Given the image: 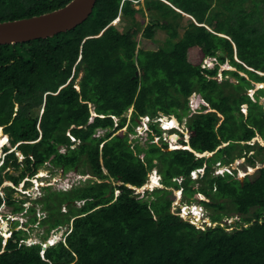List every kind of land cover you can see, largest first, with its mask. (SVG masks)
I'll return each instance as SVG.
<instances>
[{
  "label": "trees",
  "instance_id": "1",
  "mask_svg": "<svg viewBox=\"0 0 264 264\" xmlns=\"http://www.w3.org/2000/svg\"><path fill=\"white\" fill-rule=\"evenodd\" d=\"M69 1L0 0V22ZM135 1L140 0H98L89 18L70 31L0 45V127L23 154L19 158L5 147L1 169L20 171L7 174L15 187L47 162L65 173L92 176L67 191L46 186V193L32 201L47 212L39 223L48 233L68 226L64 240L43 252V243H25V229L13 231L5 245L0 234V264H264V165L243 180L234 167L242 158L246 168L264 160V145L252 143L255 137L264 142V87L248 93L264 82V29L252 25L260 18H242L249 0H145L153 16L143 27L145 12L133 6ZM183 12L193 18L180 32ZM119 15L121 24H112ZM155 26L168 31L172 50L154 43ZM207 57H216L213 68L202 67ZM227 60L235 69L222 70L220 80ZM193 92L214 110L191 115L186 134L173 128V144L137 141L131 146L128 132L136 133L140 116L155 118L161 111L182 120ZM130 107L131 124L124 134ZM151 128L161 139L158 123ZM206 151L212 154L199 155ZM219 165L231 171L214 174ZM155 167L166 186L139 197L135 191ZM201 168L202 175L193 179L191 172ZM158 179L153 174L151 181ZM15 187L7 186L0 205L5 199L14 213H23L27 201L14 198ZM174 189H182V203L203 194L200 202L209 210L211 225L201 228L173 213ZM77 201L84 203L77 206ZM28 211L29 222L36 224V206ZM236 216L246 225L236 221L227 230L221 224Z\"/></svg>",
  "mask_w": 264,
  "mask_h": 264
},
{
  "label": "rangeland",
  "instance_id": "2",
  "mask_svg": "<svg viewBox=\"0 0 264 264\" xmlns=\"http://www.w3.org/2000/svg\"><path fill=\"white\" fill-rule=\"evenodd\" d=\"M228 1V0H227ZM264 0H256L254 2V6H253V1L249 0L246 3L245 8L248 9L247 12H245V14H243L242 18H260V21L258 22H252V25H255L259 31L262 30V28L264 29ZM263 2V3H262ZM262 3V6H261ZM133 6L136 9H143L144 10V16H145V24L142 25L143 27H145L149 21L152 22V16H151V11L152 9L150 7H148L145 3V0H140L139 2L135 1L133 3ZM263 8V9H262ZM141 12L138 14V17L141 16ZM223 17H227L228 15H222ZM227 18H230V16H228ZM190 21V18H186L183 16V18H181V24L179 26V30L180 32H183L185 30V28L188 26ZM112 24L114 25H120V15L112 21ZM142 36V33L139 34V38ZM153 41L155 44L159 45L160 47L164 48L167 51H170L173 49L174 47V42L173 40L170 38V35L168 33V31L163 27V26H155L154 28V38ZM140 46V44L138 45V47ZM205 60V59H204ZM203 60V62H204ZM217 63V61L215 62V64ZM215 64L212 67H209L208 65H205L202 67H208V68H213L215 66ZM224 69H235V67H232V65L230 64V61H226L224 64H222L220 66L219 69V74H218V78L221 80L222 76H221V71ZM83 75V72H81L78 76L77 82L80 81L81 77ZM231 79H234L233 76L229 75L228 76ZM78 89L79 88V84L76 85ZM260 86H263L255 83V88L257 89ZM172 91H174L172 89ZM248 93L252 96L254 94L253 90H249ZM198 99H202L204 103H207L205 101V99H203L202 95H199L198 93H194L189 97V100L191 102L190 105H194L195 102L198 101ZM261 102L264 103V97L261 98ZM19 104H16V109L18 108ZM91 109H92V114L96 115L94 112V105L90 104ZM208 107V111L211 110L210 106ZM133 107H130L124 114L128 117L127 118V122L126 125L124 126L122 130V132L127 133L128 132V125L131 124V116L133 113ZM42 109L40 108V113H41ZM179 112H181V108H179L178 110ZM194 110H191V108L188 110V115L184 116L182 120H180L176 114H167L164 112L159 111L158 115L155 116L154 119H151L147 117L146 114H144V116H140L138 118V125L135 126L134 125V130L136 131V133H129L128 132V142L131 144V146H134L135 143L137 141H140L141 144H143L144 146H147V141L149 142H156L157 144L161 145L162 141H168V143L173 144L174 139L172 138L173 135L171 134V131L173 129H167L163 127V123L164 121H161L160 119H168L170 118L169 115H174L177 117L178 120V124L180 123V126H178L179 129L182 133L186 134L187 133V119L193 115ZM172 117V116H171ZM120 119H116V125L119 123ZM176 120L171 121L172 124H176L175 122ZM153 122L158 123V126L162 129V138L160 139V137H158V135H156V132H153V129L151 128V124ZM165 126V125H164ZM121 130L117 131L116 134H119L121 132ZM150 132H152L153 135V141L149 140L150 137ZM99 134H102V131L99 130L98 131ZM8 137L5 136L3 137V143H7L8 141ZM261 139L259 138V141ZM256 141H252V143H255ZM262 144V143H261ZM8 147L10 146V144L7 145ZM172 147V146H170ZM10 148V147H9ZM16 148V146L11 147V150H14ZM61 150H64V147L61 146ZM254 151L252 150L249 155L251 153H253ZM6 152L0 147V165L3 164V160L6 157ZM17 156L19 158H23V155L21 154V152L17 153ZM209 156V155H207ZM141 157H143V154H141ZM246 160L244 158L236 160L234 162V167L237 168V174H236V178H239L240 180H243L246 176L247 173H254L255 170L264 165V160L258 161L254 167L253 170H250L249 167L247 166L246 168ZM155 170L153 171V174H155L159 179L158 182L155 181H151V184H149V186H144L142 188H139L138 190L135 191V193L140 192L139 197H147V188L152 190L154 188V186H159L161 183H163V176L159 173L158 169L155 167ZM156 171V173H155ZM224 171H231V167L228 166H224L221 165L219 167H217L216 169H214V174H218V173H223ZM19 170H15L12 166L6 167L4 170L1 169L0 167V197H5L6 198V193H7V186H15V184L7 177V174H12L17 176V174L19 173ZM204 172V168L201 169H197L196 172H193L191 174V176L196 179V177H198L199 175H202V173ZM4 176V179L1 180V177ZM92 176L90 174H80L78 171L76 170H72L69 171L67 173H65L63 170L61 169H57L54 166H52L49 162H47L44 166H42L38 172L34 175V177L32 178H24L20 184L15 187L16 191L13 193L14 198L19 201V200H26L27 202H25L23 205H25V207L27 208L23 213H14L13 212V205H9L6 203L5 199L3 200L2 204L0 205V234H4L5 235H9L12 233V231L14 229H18V228H23L27 231L28 237L27 240L25 241L26 244H34V243H43V245L45 247H48L46 245H48V241L50 244H56L58 243L60 240H64V238L66 237L67 233L69 232V228L67 225L65 226H61V227H57L55 229H51L50 232L48 233L46 228L47 225H44L42 223V220L47 216V212L43 210V207L41 204H36V203H32L33 200L40 198L41 196H43L46 193V190L44 187L46 186H51L52 190H56V191H67L73 188V186L76 185H82L84 183H86L88 181V179H90ZM30 180V184L26 183L27 180ZM153 179V175L151 176V180ZM23 182H25V186L23 187ZM161 187H165V184H161ZM174 187H168V189H173ZM67 189V190H66ZM174 193H175V200L174 203L172 205V212L175 214H180L181 208L183 205H181L180 202H182V196L184 195V193L182 192V189H174ZM118 192H115V196H117ZM149 195V194H148ZM194 198H196V200H193L191 202V204H185L188 205V208H190L191 205L196 204V205H200L201 206V219L199 221H195L192 223H196V226L198 227H202L205 228V226L207 225H211V221H208L210 219L209 217V210L206 209L205 205L203 203L200 202V200H204L205 196L203 194L200 193H196ZM176 203V204H175ZM179 203V204H177ZM187 203V202H184ZM77 206H81L83 205V202H77L76 203ZM36 206L37 208V217H38V222L36 224L30 223L29 220L32 216V214L28 211V207L29 206ZM63 211H67L66 206L62 207ZM199 212H196V217L199 219L200 215L198 214ZM187 219H189V221L191 222L192 220H190L189 215L187 216ZM236 217H234L233 219H229L227 220L226 218H224L221 221L222 225H226V224H232L235 226V220ZM194 220V219H193ZM204 220H207L204 221ZM211 220V219H210ZM14 221H18L19 225L18 227H15L13 222ZM204 221V222H203ZM230 222V223H229ZM27 223V225L25 226V224ZM238 223L243 224L244 226L246 225V222L244 221H239ZM217 223L215 222V224H213L214 226ZM3 225H6V230H4ZM227 230H232L233 227L231 226H227ZM48 235V236H47ZM6 237V236H5ZM54 241V242H52Z\"/></svg>",
  "mask_w": 264,
  "mask_h": 264
},
{
  "label": "water",
  "instance_id": "3",
  "mask_svg": "<svg viewBox=\"0 0 264 264\" xmlns=\"http://www.w3.org/2000/svg\"><path fill=\"white\" fill-rule=\"evenodd\" d=\"M97 2L98 0H70L64 6L45 13L2 21L0 22V45L24 43L35 39L53 37L58 33L70 31L89 18ZM224 54L223 51L220 52V55ZM261 84L263 86L260 87H264V82H261ZM169 117L177 119L174 115H169ZM259 138L255 137L253 141H259ZM259 142L264 145L262 140ZM211 154L209 151H206L199 155L205 156ZM48 245H50L49 242Z\"/></svg>",
  "mask_w": 264,
  "mask_h": 264
},
{
  "label": "clouds",
  "instance_id": "4",
  "mask_svg": "<svg viewBox=\"0 0 264 264\" xmlns=\"http://www.w3.org/2000/svg\"><path fill=\"white\" fill-rule=\"evenodd\" d=\"M233 67V66H232ZM257 83H261V82H257ZM251 90H253V92H255V89H251ZM194 93H197V92H193L192 94H194ZM191 94V95H192ZM199 94V93H198ZM200 95V94H199ZM204 99V98H203ZM206 101V100H205ZM207 102V101H206ZM188 103L189 104H191V102L190 101H188ZM207 106H210V104L207 102V103H204L203 102V100L202 99H198V101L197 102H195L194 103V105L192 106V105H190L189 107L191 108V110H194V108H196V111H194L193 113H196V112H200V111H208L207 109H208V107ZM204 107H206V109L205 110H203L204 109ZM211 108V107H210ZM211 110H214V109H211ZM147 115V114H146ZM142 117V116H141ZM147 117L148 118H150V120L151 119H154V118H151L149 115H147ZM117 118H115V120H116ZM161 121H162V119H160ZM153 123H156V122H153ZM116 125V124H115ZM163 127H164V125H163ZM174 128H178V127H174ZM0 129H2V133L3 134H5V135H8L7 133H5L4 132V129H3V126L2 127H0ZM170 129H173V128H170ZM8 144H10V137H9V135H8V142L6 143V144H4V145H2L1 146V148L5 151V147H8L7 145ZM10 150L9 151H12L11 150V147H13L11 144H10ZM190 147V145L188 146V148ZM191 149V148H190ZM16 150H17V148H15L14 149V151L16 152ZM6 152V151H5ZM18 152H20V151H17L16 153H18ZM7 153V152H6ZM22 154V153H21ZM23 155V154H22ZM2 166V165H1ZM0 166V167H1ZM219 166H221V165H219ZM218 166V167H219ZM261 167V166H260ZM254 169V167H249V169ZM259 168V167H258ZM155 169H153L150 173H149V175H148V178H147V181H146V183H145V185H143L142 187H144V186H149V184H151V176L153 175V171H154ZM193 172H196V170H194V171H192L191 172V174L193 173ZM225 172V171H224ZM223 172V173H224ZM155 173H156V171H155ZM223 173H218V174H223ZM81 174V173H80ZM157 174V173H156ZM192 177V176H191ZM193 178V177H192ZM197 178V177H196ZM194 179V178H193ZM29 180V179H28ZM30 181V180H29ZM161 184H163V183H161ZM160 184V185H161ZM154 186V188L152 189V190H150V189H148L147 188V190H150V191H153L154 189H156V188H164V187H161V186ZM25 186V182H23V187ZM15 187V186H14ZM141 187V188H142ZM67 190V189H66ZM118 193H119V191H117ZM201 194V193H200ZM118 195V194H117ZM78 202V201H77ZM84 203V202H83ZM174 203V202H173ZM181 203V205H183L182 206V208H181V211H180V214L178 213V215H180L183 219H185L182 215H181V212H183L184 214H186V216H188L189 215V217L190 218H195V216H196V212H199L198 214L200 215V218L198 219V218H196L197 220H200L201 219V206L200 205H196V204H193V205H191L190 206V208H188V205H185V204H191V203H182V202H180ZM176 204V203H175ZM177 204H179V203H177ZM185 206H187V208L184 210L183 209V207H185ZM172 208V207H171ZM195 215V216H194ZM234 217H231V218H227V220H229V219H233ZM185 220H189V219H185ZM240 220V217L239 216H236V219L234 220L235 222L236 221H239ZM205 221V220H204ZM203 221V222H204ZM209 221H211L210 219H209ZM192 222V221H191ZM211 223V222H210ZM230 223V222H229ZM193 224H196V223H193ZM213 224V223H212ZM228 225V224H227ZM228 226H231V227H235L234 225H232L231 223L228 225ZM18 227V226H17ZM206 227V226H205ZM202 228V227H201ZM19 229V228H18ZM23 229V228H22ZM15 230H17V229H14L13 231H15ZM12 231V232H13ZM2 235H4V234H2ZM6 236V235H5ZM5 236H3L4 237V242L3 243H5L6 244V241H7V239L11 236V234H9L8 235V237H5ZM45 242H47V241H45ZM35 244V243H34ZM51 245H53V244H50V245H46V246H51ZM47 247H45L44 245H43V252L45 251V249H46Z\"/></svg>",
  "mask_w": 264,
  "mask_h": 264
},
{
  "label": "bare ground",
  "instance_id": "5",
  "mask_svg": "<svg viewBox=\"0 0 264 264\" xmlns=\"http://www.w3.org/2000/svg\"><path fill=\"white\" fill-rule=\"evenodd\" d=\"M258 84H260V85H262L261 83H258ZM173 120H177L175 117H173V118H170V119H163L162 121H164V123H163V125H165L164 126V128H167V129H170V128H174V127H178V126H180V123L178 124V122L177 121H175L176 122V124H172V122L171 121H173ZM179 128V127H178ZM6 135L5 134H3V133H0V147L2 146V145H4V144H6L5 142L3 143V137H5ZM8 137V136H7ZM253 170V169H252ZM3 228H4V230H6V225H3ZM6 237H8V235H6ZM47 242H49V240L47 241ZM52 242H54V241H52Z\"/></svg>",
  "mask_w": 264,
  "mask_h": 264
},
{
  "label": "built area",
  "instance_id": "6",
  "mask_svg": "<svg viewBox=\"0 0 264 264\" xmlns=\"http://www.w3.org/2000/svg\"><path fill=\"white\" fill-rule=\"evenodd\" d=\"M217 61V59H216V57H207V58H205V60H204V62H203V66H205V65H208L209 67H212L214 64H215V62ZM194 111H196V108H194ZM3 162H4V160H3ZM1 166V165H0ZM187 208V206H185V207H183V209L185 210ZM181 215L185 218V219H187V216H186V214H184L183 212H181ZM195 216V215H194ZM197 217L195 216V218L193 217V218H190V220H192V222H195V221H199V220H197L196 219ZM194 219V220H193ZM206 222H207V220H205ZM209 221V220H208ZM213 224H215V223H213Z\"/></svg>",
  "mask_w": 264,
  "mask_h": 264
},
{
  "label": "crops",
  "instance_id": "7",
  "mask_svg": "<svg viewBox=\"0 0 264 264\" xmlns=\"http://www.w3.org/2000/svg\"><path fill=\"white\" fill-rule=\"evenodd\" d=\"M220 9H221V7H220ZM183 16L186 17V18H193L192 16H190V15L184 13V12H183ZM95 114H96V113H95ZM0 133H2V129H0ZM6 136H8V135H6ZM7 141H8V140H7Z\"/></svg>",
  "mask_w": 264,
  "mask_h": 264
}]
</instances>
